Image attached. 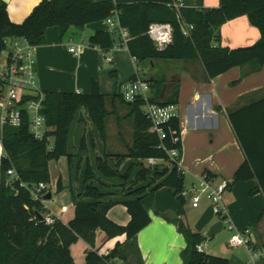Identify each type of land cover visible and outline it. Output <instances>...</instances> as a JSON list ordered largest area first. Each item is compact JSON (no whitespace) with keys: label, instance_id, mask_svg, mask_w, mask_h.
Listing matches in <instances>:
<instances>
[{"label":"trees","instance_id":"obj_1","mask_svg":"<svg viewBox=\"0 0 264 264\" xmlns=\"http://www.w3.org/2000/svg\"><path fill=\"white\" fill-rule=\"evenodd\" d=\"M172 1L42 0L22 23H16L9 17L7 2L0 0V54L8 48V39L25 37L34 46L42 45L51 26H57L64 38L72 26L84 28L119 10L121 25L131 37L128 50L139 66L155 60L198 59L205 67L207 78L211 79L236 66L249 64L259 69L264 65V0H220L216 7H205L203 0H195V3L184 0V6L179 10L170 5ZM243 15L260 30V39L248 46H223L220 27ZM155 22L170 23L173 27L172 42L162 50L148 33ZM118 39L116 33L99 30L89 37L88 43L106 51L114 48ZM147 80L152 88L158 87L160 91L155 98L151 97L153 101L163 105L178 103V87L171 96L161 100L158 98L163 81L154 76ZM3 86L4 79L0 75V99ZM113 98L114 103L118 101L129 108L124 117L118 115L117 123L132 119L134 142L127 146V152L105 150L93 162L87 159L80 188L72 187L75 215L67 223L54 215V222L47 223L48 211L43 202L34 199L30 190L20 184L51 183V160L66 156L72 165L70 134L74 122L84 119L83 111L95 126L99 140L106 143L107 120L117 113L115 105L109 107L108 96L102 93L97 80H93L89 93L48 91L44 100L46 129L42 139L32 134L28 114L24 112L21 125L15 126L2 123L0 111V139L4 151L0 160V264H77L71 246L80 238L91 247L86 251L83 264H109L115 257L127 259L128 247H132L137 234L152 220L150 210L155 208V194L160 188L168 187L183 204L186 203L183 194L186 175L175 162L169 161L164 148L176 147L181 151L180 118L171 120L180 140L173 142L170 134L161 139L157 132L150 130L152 124L146 116L143 101L127 102L122 93ZM229 117L246 155V160L229 181V187L239 181L257 178L259 186L251 190V194L264 193V96L230 110ZM95 144L91 136V145L94 147ZM79 146L81 150L87 148L86 135ZM149 157L162 161L147 165L145 159ZM10 169L15 170L16 177L9 184ZM204 175L216 178L211 171ZM63 189L62 177H59L57 192ZM118 203L126 205L131 215L126 225L108 216L110 208ZM156 212L174 222L184 234L187 242L181 252L184 264H232L228 257L200 252L198 245L208 237L194 231L183 218ZM98 229L108 238L126 234L125 247L117 243L108 255L100 254L95 249Z\"/></svg>","mask_w":264,"mask_h":264},{"label":"crops","instance_id":"obj_2","mask_svg":"<svg viewBox=\"0 0 264 264\" xmlns=\"http://www.w3.org/2000/svg\"><path fill=\"white\" fill-rule=\"evenodd\" d=\"M4 1L7 2L11 20L22 23L42 0ZM114 1L129 3L139 0ZM192 2L195 3V0ZM203 4L205 7H216L219 6L220 0H203ZM99 30L109 31L107 19L88 23L81 29L72 26L64 38H61L57 26L49 27L46 42L35 46L39 89L44 93L48 91L89 93L93 80H97L102 93L110 99V105H115L117 113L124 116L128 113V107L118 101L114 103L112 99L114 95L121 93L123 85L135 76L137 63L124 45L116 44L114 48L106 51L90 45L89 37ZM220 32L221 44L230 48L252 45L261 37L260 30L251 24L246 15L227 21L220 27ZM117 36L120 37L118 33ZM75 44L84 46L74 53L70 51V47ZM106 56L111 57V60L108 61ZM148 64L145 69L151 71L150 75L163 81L162 93L158 99L163 100L171 96L175 88H179L177 104L181 121V157L187 168L186 179H189L186 189L197 184L206 171H211L216 176L214 181L217 183L223 180L231 181L236 170L246 160V155L230 120L229 111L264 96V65L259 69L249 64L236 66L208 79L205 67L198 59L155 60ZM237 80L239 81L235 83ZM159 93L158 87H151L152 98ZM86 122V119L75 121L71 130L70 151L74 155L72 165L66 156L50 161V172L52 173L54 161L59 169V175L53 190L55 195L44 201L45 207L49 209L46 214L57 216L66 223L75 215L72 187L80 188L81 174L87 159L93 162L92 157L102 155L105 150L122 152V149L111 144L109 135L106 143H103L96 132L92 133L96 139V146L88 145L86 149L81 150L79 144L82 137L86 135L89 138ZM118 133L120 136L121 130ZM3 155V147L0 144V160ZM59 177H62L64 185L61 192H57ZM258 186L257 178L235 183L227 191L225 203L228 215L236 226L239 229L251 228L253 241L259 246H264V193L260 191L251 194V190ZM49 187L52 188V185ZM187 201L190 203L185 209ZM205 202L203 199L198 207H194L192 199L189 200L187 196L186 203L183 204L168 187L160 188L155 194V208L150 210L151 222L137 234L132 247H128L129 263L184 264L181 256L187 245L184 234L174 222L156 211L183 218L194 231L207 236L211 226L222 221V217L214 214L210 201L207 205ZM194 212L198 215L196 220L192 217ZM108 216L122 225L131 220L127 206L122 203L110 208ZM126 238V234L108 238L103 230L98 229L95 249H98L100 254H105L117 243H121V247L124 248ZM81 241L86 244L85 262L86 251L91 247L82 238L76 243ZM73 245L71 252L75 259ZM227 245L232 248L230 254L208 251L207 243L205 252L224 255L231 259L232 264H249V254L245 247H231L228 242Z\"/></svg>","mask_w":264,"mask_h":264},{"label":"built area","instance_id":"obj_3","mask_svg":"<svg viewBox=\"0 0 264 264\" xmlns=\"http://www.w3.org/2000/svg\"><path fill=\"white\" fill-rule=\"evenodd\" d=\"M170 5L179 10L184 6V0H173ZM109 23V31L120 35L117 44L124 45L128 48L130 34L128 30L121 25L120 11L114 10L113 15L107 18ZM148 33L154 40L158 49H164L172 42L173 27L170 23H152ZM186 33L188 31L186 30ZM8 43L7 67L1 76L4 79L3 96L0 99V111L2 123L9 122L15 126L21 125L24 112L28 114L30 121V130L35 138L42 139L46 129V118L43 113L45 93L39 89L38 75L36 69V54L35 46L32 45L25 37H15L6 40ZM84 44H75L70 47V51L77 53ZM137 71L135 76L123 85L121 93L127 102L141 100L144 102V110L146 116L151 121L150 130L157 132L161 139H164L170 134L173 142H178L180 136L173 129L171 120L179 117L178 104H166L155 102L151 99L150 90L151 84L141 75L142 70L138 61ZM108 61L111 57L106 56ZM169 161L177 164L179 170L187 173V168L184 165L179 148H166ZM162 161L156 157H149L145 162L149 165H155ZM10 175L8 183H12V179L16 177L14 169L8 171ZM30 190L34 199L44 202L45 195L49 192V184L39 182L28 184L21 182L20 184ZM230 189L229 181L223 180L219 183L214 179L207 178L203 175L197 184H194L190 189L184 190L185 197L189 193L192 195V205L198 207L203 199H208L211 203L214 214L222 217L224 227L232 230L233 233L229 238L228 244L231 247L243 246L249 254V264H264V246L257 245L251 236V228L239 229L233 220L228 215V210L225 203V195ZM47 223H53L54 217L47 215L45 217ZM200 252H205V242L198 245ZM107 251L105 255H108ZM109 264H130L129 261L122 257L110 259Z\"/></svg>","mask_w":264,"mask_h":264},{"label":"rangeland","instance_id":"obj_4","mask_svg":"<svg viewBox=\"0 0 264 264\" xmlns=\"http://www.w3.org/2000/svg\"><path fill=\"white\" fill-rule=\"evenodd\" d=\"M78 29H81V28H78ZM148 66H149L148 63H143L140 66L141 70H142L141 75L144 79H148L151 77V75H150L151 71L145 69ZM6 67H7V53H6V50H4L0 54V74L5 72ZM108 101H109V107L111 108L110 99H108ZM82 115H83L82 118H84V120L86 119V121H87L85 125H86L87 131L89 133L88 145L91 147L92 146L91 145V136L94 137L93 132H95V130H94L95 126L93 125V123L91 122V120L89 119V116L87 115V113L85 111L82 112ZM118 115L123 116L122 114L116 113V114H112L108 117V120H107L108 135L110 136L111 144L122 149L121 150L122 152H127L128 151L127 146L132 145L134 142L132 119H130V118L123 119L122 123L119 124V123H117ZM119 130H121L120 136L118 133ZM94 141L96 142L95 137H94ZM0 144L2 145L1 141H0ZM71 146H72V143H71ZM95 146H96V144H95ZM92 158H93V160L95 159L94 157H92ZM145 163L147 164V162H145ZM147 165H149V164H147ZM51 175H52V184L51 183H48V184H49V186L52 185V188L49 187V190L51 192H53V194L55 195V191H53V190L55 188L56 178L59 175V169L56 166L54 161L52 162V173H51ZM186 183H187V185H189V179L188 178L186 179ZM187 196H188V199L191 200V198H192L191 193H189ZM225 197H226V195H225ZM205 201H206L205 202L206 205L210 203L208 199H205ZM189 203L190 202L187 201V203L185 205V209H187L189 207ZM43 205L45 207L44 202H43ZM46 210L49 211L48 208H46ZM192 217H193V220H196L198 218V215L196 214V212H194ZM217 218H219V217L217 216ZM232 233H233V231L228 229V227L225 226L223 228V230L220 231L213 239L208 238L207 241L205 242V243H207L208 251L214 250L215 252H218L219 254L220 253L230 254L229 252L232 250V248L228 247L227 242H228L229 238L231 237ZM85 245L86 244L81 241V242L75 243L72 247L76 262L78 264H83V262H84V252H85V248H86Z\"/></svg>","mask_w":264,"mask_h":264},{"label":"water","instance_id":"obj_5","mask_svg":"<svg viewBox=\"0 0 264 264\" xmlns=\"http://www.w3.org/2000/svg\"><path fill=\"white\" fill-rule=\"evenodd\" d=\"M53 196V193L51 191H49L46 195H45V199H51ZM40 219L43 220L44 217L39 214ZM224 228V223L222 221L216 222L215 224H213L210 228V230L207 233L208 238H213L216 234H218L220 231H222Z\"/></svg>","mask_w":264,"mask_h":264}]
</instances>
